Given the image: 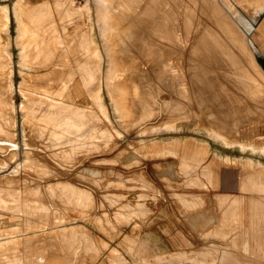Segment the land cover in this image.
Listing matches in <instances>:
<instances>
[{
  "label": "rangeland",
  "instance_id": "rangeland-1",
  "mask_svg": "<svg viewBox=\"0 0 264 264\" xmlns=\"http://www.w3.org/2000/svg\"><path fill=\"white\" fill-rule=\"evenodd\" d=\"M259 10L0 0V264H264Z\"/></svg>",
  "mask_w": 264,
  "mask_h": 264
},
{
  "label": "bare ground",
  "instance_id": "bare-ground-1",
  "mask_svg": "<svg viewBox=\"0 0 264 264\" xmlns=\"http://www.w3.org/2000/svg\"><path fill=\"white\" fill-rule=\"evenodd\" d=\"M98 2V1H97ZM102 2V1H101ZM103 3V2H102ZM246 3H247V5L248 6H250V7H252L253 9H256V10H258V9H261V10H259V11H261V12H263L264 11V0H246ZM104 10V9H103ZM102 10V11H103ZM105 10H106V8H105ZM108 11V10H107ZM106 11V12H107ZM106 12H104V13H106ZM104 19V18H103ZM222 25V24H221ZM104 26V25H103ZM106 26H107V24H106ZM110 27V26H109ZM224 27V26H223ZM106 28V27H105ZM226 28V27H225ZM110 30V29H109ZM244 30V29H243ZM104 34H106V32L104 33ZM103 36V35H102ZM105 36V35H104ZM105 39V38H104ZM80 43V42H79ZM107 43V42H106ZM195 48V47H194ZM9 50V49H8ZM131 51V50H130ZM210 52V51H209ZM207 55V54H206ZM205 56V55H204ZM204 56H203V58H204ZM209 58V57H208ZM250 61H251V64H253V68H257L259 71H260V74H258V76H259V78H261V79H263L264 78V71L261 69V67H259L258 66V63H256V60H255V57H254V55H252V53L250 52ZM260 64V63H259ZM91 65V64H90ZM86 67H88V66H86ZM264 69V68H263ZM81 71V70H80ZM112 71V70H111ZM115 71V70H114ZM86 73V72H85ZM111 74V73H110ZM84 75V74H83ZM69 76V75H68ZM114 77V76H113ZM66 80V79H65ZM119 80V79H118ZM112 83V82H111ZM118 83V82H117ZM115 88V87H114ZM113 89V87L111 88V90ZM110 90V92H112ZM115 90V89H114ZM114 90H113V92H114ZM117 90H118V88H117ZM116 90V91H117ZM123 90V89H122ZM119 92V91H118ZM124 92V91H123ZM121 93V92H120ZM126 93V92H125ZM117 95V94H116ZM114 97V96H113ZM118 98V97H117ZM116 98V99H117ZM123 99V98H122ZM120 100H121V98H120ZM122 101V100H121ZM118 102V101H117ZM115 103V102H114ZM51 104V103H50ZM117 104V103H116ZM116 104H115V106H116ZM55 105V104H54ZM59 109V108H58ZM52 110V109H51ZM124 110H122V112H123ZM125 112V111H124ZM62 114V113H61ZM67 114V113H66ZM48 115V114H47ZM68 115V114H67ZM66 115V116H67ZM72 115V114H71ZM79 115V114H78ZM122 115V114H121ZM63 117V116H62ZM82 118V117H81ZM63 119V118H62ZM68 119V118H67ZM60 121H61V119H60ZM76 121V120H75ZM81 121V120H80ZM79 121V122H80ZM88 121V120H87ZM56 123V122H55ZM63 125V124H62ZM64 128V127H63ZM71 128V127H70ZM71 130V129H70ZM77 130V129H76ZM71 135V134H70ZM66 137V136H65ZM71 141V140H70Z\"/></svg>",
  "mask_w": 264,
  "mask_h": 264
},
{
  "label": "crops",
  "instance_id": "crops-1",
  "mask_svg": "<svg viewBox=\"0 0 264 264\" xmlns=\"http://www.w3.org/2000/svg\"><path fill=\"white\" fill-rule=\"evenodd\" d=\"M7 6H9V4H6ZM2 6H4V5H2ZM8 13H10V11H9V9H8ZM197 188H202V189H204V187H197ZM218 188H219V186L218 187H208V186H206L205 187V189L206 190H208V191H210V190H213V193H214V200H215V202H216V200L217 199H219L220 198V201H221V197H222V195H226V196H232V195H234V194H236V191H220V190H218ZM236 188H237V186H236ZM186 195H187V201H188V203H190L191 202V200L192 201H194V200H196V198H198V199H200V198H206L205 196H204V194H201V195H197V194H195V195H192V196H189L188 194H186V193H184L183 192V200H186ZM248 206V205H247ZM199 209H201V208H199ZM198 209V210H199ZM198 210H196V211H198ZM220 210V209H219ZM196 211H194V212H196ZM245 211H246V208H245ZM194 212H192V213H190L189 212V214H191V215H194L193 217H194V220H196L195 219V214H194ZM246 213H247V211H246ZM178 237V236H177ZM182 242H185V238H183L182 237ZM187 243V242H186ZM186 245V244H185Z\"/></svg>",
  "mask_w": 264,
  "mask_h": 264
}]
</instances>
